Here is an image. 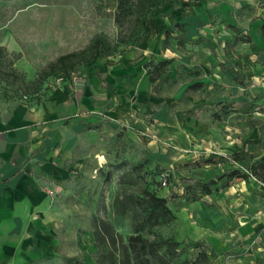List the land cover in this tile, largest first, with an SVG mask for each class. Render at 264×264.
Segmentation results:
<instances>
[{
	"label": "crops",
	"instance_id": "0c3cea01",
	"mask_svg": "<svg viewBox=\"0 0 264 264\" xmlns=\"http://www.w3.org/2000/svg\"><path fill=\"white\" fill-rule=\"evenodd\" d=\"M211 1L200 26L193 12L168 11L154 33L84 64L77 79L37 96L0 97V264H96L92 223L114 227L99 189L117 157L151 151L157 165L177 169L201 154L244 151L239 112L247 95L264 91V9L240 17L238 4L257 0ZM176 24L191 25L186 37ZM152 60L170 61L154 83L144 70ZM254 116L244 142L258 139L264 116ZM155 128L162 135L149 144L138 138ZM180 194L169 197L176 219L163 237L200 242L208 264H246L253 244L264 264L263 194L251 183L237 179L190 204Z\"/></svg>",
	"mask_w": 264,
	"mask_h": 264
},
{
	"label": "rangeland",
	"instance_id": "374dc122",
	"mask_svg": "<svg viewBox=\"0 0 264 264\" xmlns=\"http://www.w3.org/2000/svg\"><path fill=\"white\" fill-rule=\"evenodd\" d=\"M261 3L262 0L255 1L253 5L240 2L237 15L240 17L251 16L258 8L263 9ZM115 4L116 0L0 1V97L18 96L21 83H30L39 71L45 69L58 56L85 49L98 35H101L111 47H117L114 53L122 54L123 47L127 44L117 45L116 43L119 36L128 34V28L127 25L122 28L117 27L114 23ZM214 6L215 3L211 0H184L173 8L168 4L159 5L158 9L160 8V10L154 13L152 21L144 20L142 27L145 33H148L154 29L155 24H165L168 11L180 12L183 17L193 12L201 18L198 23L200 26L205 22L203 16L206 15V11ZM173 23L174 21L170 20V24L173 25ZM190 26L183 24L186 29ZM186 32L188 33V30ZM182 36L186 37L187 34H182ZM7 75L16 76L19 79L14 82L11 78L7 79ZM71 79L75 80L77 76H72ZM55 85L60 86L61 84ZM244 101V107L239 112V117L243 118L242 123L240 122L242 126H237L240 131L242 130L238 138L244 149L239 155L241 163L249 166L264 156V120L259 121L258 139L244 142V138L251 137V127L247 125L246 121L255 117L254 113L256 112L264 116V91L253 96L249 94ZM161 135L160 131L158 132V129L155 128L149 134L139 135L138 138L143 143L149 144L151 140L154 141ZM152 151L154 152V150ZM143 153L146 154V157H143ZM150 153L152 152L149 151L147 154L144 151L142 154L138 152L137 156L117 157L115 169L106 175V179L102 182L103 188L99 189L100 201L106 205L105 211L108 210L110 215L112 213L115 215L116 220L113 223L115 230L122 235L124 240L141 221L140 214L132 212V207L142 188L145 187L149 191L157 190L160 195L165 197L171 195L175 197V193H181L180 204H190L195 202L191 200L193 196L197 197L196 201H201L205 196L200 191L201 184L218 179L227 167V163L220 161V156L211 158V156L205 157L201 154L199 158H196L198 159L196 162H192V159L183 160L176 169L174 165H171L173 168L157 165L156 159ZM225 157L233 156L229 154ZM218 163H220L221 172H217L216 175L214 171L217 169ZM135 164L143 165L139 177L134 176L130 170V167ZM233 164L235 165V163ZM167 168H170L169 170L172 172V179L167 182L166 186L157 189L159 174ZM237 179L240 180L239 178L228 179L225 177L217 180L220 184L216 182V185L225 188L229 182L234 183ZM186 187H190L189 191H186ZM123 214L127 217L124 220L120 219ZM103 216L104 219L107 218L105 214ZM163 228L155 229L154 232L159 231L162 235L164 230V233L167 234L168 227ZM252 245L247 252L248 256L242 259L243 263L261 264L263 260L258 261L257 255H255L256 250Z\"/></svg>",
	"mask_w": 264,
	"mask_h": 264
},
{
	"label": "trees",
	"instance_id": "16d2710c",
	"mask_svg": "<svg viewBox=\"0 0 264 264\" xmlns=\"http://www.w3.org/2000/svg\"><path fill=\"white\" fill-rule=\"evenodd\" d=\"M12 1V0H0ZM184 0H116L113 13V21L117 27L127 25L128 34L119 36L117 45H126L138 42L145 38L146 34L142 22L154 18V13L159 11L158 6L168 4L173 8L177 4H181ZM177 3V4H176ZM264 9V0H262ZM175 29L181 33L183 27L174 25ZM154 33L155 30L149 31ZM261 32L264 37V18L261 25ZM170 36L168 33L165 35ZM182 42H180V45ZM116 45V46H117ZM117 47L110 46L101 35L94 37L89 45L80 51L71 52L58 56L55 61L49 63L45 69L38 72L30 83L20 84V94L18 96H37L44 89H48L50 85L54 86V80L59 75H64V79L69 77L73 71H77L84 64L93 62L99 57L109 55L115 52ZM107 50V53L105 51ZM170 61L163 60L160 62L149 61L144 65L145 73L150 83H154L161 79L163 75H167ZM7 79L18 81V77L7 75ZM167 78V76L165 77ZM164 78V80H165ZM22 85V86H21ZM25 97V96H23ZM233 157H221L223 163H235L236 167L226 168L223 175L218 177L219 180L227 177L228 179L239 178L249 183L247 173L254 175L258 180L264 181V156L251 163V165H243L241 163L239 153L232 154ZM220 164V163H218ZM142 164H135L130 167L131 173L139 177ZM166 175V182L172 179L171 170L164 169L159 174L157 189L161 188V181ZM215 180L202 183L200 191L203 195H210L218 189L223 188L216 185ZM190 187H186L189 191ZM169 197H163L157 190H147L145 187L141 189L136 201L133 204L132 212H138L141 221L134 227L131 234L123 239L113 227L112 223L106 220H95L93 226L94 246L97 252L93 258L96 264H208L209 256L205 252L200 242L181 243L171 236L163 237L159 231L175 221V214L170 208ZM192 201H196L197 197H192ZM150 235H147L149 234Z\"/></svg>",
	"mask_w": 264,
	"mask_h": 264
},
{
	"label": "built area",
	"instance_id": "2783aa9c",
	"mask_svg": "<svg viewBox=\"0 0 264 264\" xmlns=\"http://www.w3.org/2000/svg\"><path fill=\"white\" fill-rule=\"evenodd\" d=\"M72 76H77V73L76 71H73L69 74V77L71 78ZM64 80V75L62 74H59L57 77H56V80H55V84H61L62 81ZM54 84V86H56ZM247 173V176H248V180H249V183H251L257 190L258 192H260L261 194H263V202H262V208L264 209V181H260L258 180L254 175ZM240 181H244V180H241ZM167 182H166V175L163 177L162 181H161V186L164 187L166 186ZM48 194L51 198H54L55 197V192L54 191H48Z\"/></svg>",
	"mask_w": 264,
	"mask_h": 264
}]
</instances>
